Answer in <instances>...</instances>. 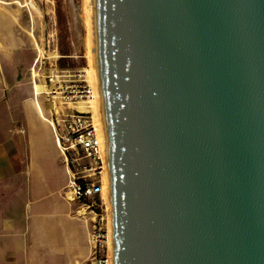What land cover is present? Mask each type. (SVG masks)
Returning <instances> with one entry per match:
<instances>
[{"label": "water", "instance_id": "95a60500", "mask_svg": "<svg viewBox=\"0 0 264 264\" xmlns=\"http://www.w3.org/2000/svg\"><path fill=\"white\" fill-rule=\"evenodd\" d=\"M109 264H264V0H86Z\"/></svg>", "mask_w": 264, "mask_h": 264}, {"label": "crops", "instance_id": "0c3cea01", "mask_svg": "<svg viewBox=\"0 0 264 264\" xmlns=\"http://www.w3.org/2000/svg\"><path fill=\"white\" fill-rule=\"evenodd\" d=\"M10 18L1 8L8 37ZM30 64L0 57V264H89L91 216L67 199L64 160L25 84Z\"/></svg>", "mask_w": 264, "mask_h": 264}, {"label": "rangeland", "instance_id": "374dc122", "mask_svg": "<svg viewBox=\"0 0 264 264\" xmlns=\"http://www.w3.org/2000/svg\"><path fill=\"white\" fill-rule=\"evenodd\" d=\"M85 4V0H0V9L11 12V36L0 29V57H26L31 62L25 78L31 93L35 83L51 88L59 82L64 87L77 70L87 66ZM12 36L22 41L20 48ZM36 100L43 118L48 117L52 97L42 94ZM98 201L107 215L103 187Z\"/></svg>", "mask_w": 264, "mask_h": 264}, {"label": "built area", "instance_id": "2783aa9c", "mask_svg": "<svg viewBox=\"0 0 264 264\" xmlns=\"http://www.w3.org/2000/svg\"><path fill=\"white\" fill-rule=\"evenodd\" d=\"M85 76L84 68L77 70L64 87L49 78L54 84L48 94L52 97L48 117L44 119L66 166L67 199L82 205L91 216L89 264H109L107 215L98 201L106 163L102 160L99 133L91 111L78 109L79 103L88 106L92 99L93 92ZM33 94L36 98L34 90Z\"/></svg>", "mask_w": 264, "mask_h": 264}, {"label": "bare ground", "instance_id": "6f19581e", "mask_svg": "<svg viewBox=\"0 0 264 264\" xmlns=\"http://www.w3.org/2000/svg\"><path fill=\"white\" fill-rule=\"evenodd\" d=\"M85 2H86V0H85ZM85 27L87 29L86 30L87 31V34H86L87 35L86 36V42H87V52H86L87 53V55H86L87 66L84 68V71L86 73L87 81L89 82V85H90V87L92 89V92H93V87H92V82H91V60H90L89 35H88V21H87V4H85ZM52 88L53 87L47 88L44 85H37L35 83L33 90L35 92V95L38 96V95H42V94H49V91ZM49 106H50V104L48 105V107ZM78 109L91 111L92 116H93L94 123L97 126L94 92L92 93V99H90L88 101V106H86L85 103H79L78 104ZM97 131L99 133L98 126H97ZM104 196H105V199L107 201V197L105 195V192H104ZM107 229H108V220H107Z\"/></svg>", "mask_w": 264, "mask_h": 264}]
</instances>
